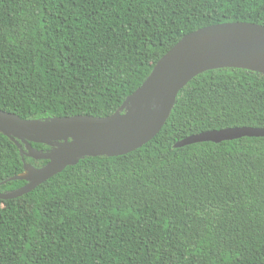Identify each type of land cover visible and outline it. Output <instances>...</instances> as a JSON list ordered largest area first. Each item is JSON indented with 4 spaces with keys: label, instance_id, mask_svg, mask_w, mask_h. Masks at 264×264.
Segmentation results:
<instances>
[{
    "label": "trees",
    "instance_id": "trees-1",
    "mask_svg": "<svg viewBox=\"0 0 264 264\" xmlns=\"http://www.w3.org/2000/svg\"><path fill=\"white\" fill-rule=\"evenodd\" d=\"M225 22L264 26V0H0V109L32 121L124 112L182 36ZM236 126L264 128V73L196 74L142 146L79 157L0 200V264H264V137L174 147ZM53 142L27 140L44 153ZM48 162L0 131V193Z\"/></svg>",
    "mask_w": 264,
    "mask_h": 264
},
{
    "label": "water",
    "instance_id": "water-1",
    "mask_svg": "<svg viewBox=\"0 0 264 264\" xmlns=\"http://www.w3.org/2000/svg\"><path fill=\"white\" fill-rule=\"evenodd\" d=\"M218 61L225 63L201 67ZM219 67H240L264 73V26L250 22H225L185 34L158 59L147 79L129 96L128 105L122 104L124 112L116 111L106 117L74 115L32 121L0 109V131L21 139L31 154L49 160L46 153L33 151L27 140L63 142L58 157L36 169V177L27 180L24 186L10 193H0V200L22 196L65 166L76 164L79 157L117 156L142 146L163 126L180 88L196 74ZM136 128L141 131L130 145L117 150L107 148ZM244 136L264 137V128L236 126L206 130L178 140L174 147L197 142L219 143Z\"/></svg>",
    "mask_w": 264,
    "mask_h": 264
},
{
    "label": "bare ground",
    "instance_id": "bare-ground-1",
    "mask_svg": "<svg viewBox=\"0 0 264 264\" xmlns=\"http://www.w3.org/2000/svg\"><path fill=\"white\" fill-rule=\"evenodd\" d=\"M224 63L225 62L218 61V62H213L210 64H205L201 67H215V66L223 65ZM140 131H141L140 128H136V129L132 130L131 132H129L128 134H126L122 138H120V139L116 140L115 142H112L111 144H109L107 146V148L110 150H117V149H121V148H124V147L130 145L133 141L136 140ZM36 175H37V170L34 169L33 167H31L30 165L26 164V166L24 167V172L22 174H20L18 177H20V178L24 177L28 180H31V179L35 178Z\"/></svg>",
    "mask_w": 264,
    "mask_h": 264
},
{
    "label": "rangeland",
    "instance_id": "rangeland-1",
    "mask_svg": "<svg viewBox=\"0 0 264 264\" xmlns=\"http://www.w3.org/2000/svg\"><path fill=\"white\" fill-rule=\"evenodd\" d=\"M51 148L50 150L46 153V156H49V160H53L55 159L56 157L59 156L61 150H62V147H63V142L62 141H55L53 143L50 144ZM22 178V177H21ZM23 179L25 180H28L26 178L23 177ZM0 210L1 211H5L6 210V205L5 204H1V207H0ZM27 212V208L24 207V206H21V213H26Z\"/></svg>",
    "mask_w": 264,
    "mask_h": 264
},
{
    "label": "crops",
    "instance_id": "crops-1",
    "mask_svg": "<svg viewBox=\"0 0 264 264\" xmlns=\"http://www.w3.org/2000/svg\"><path fill=\"white\" fill-rule=\"evenodd\" d=\"M25 166H26V165H25ZM25 166H24V167H25Z\"/></svg>",
    "mask_w": 264,
    "mask_h": 264
}]
</instances>
